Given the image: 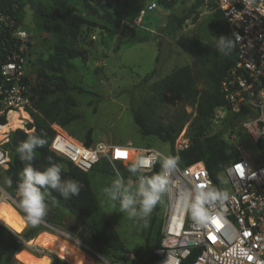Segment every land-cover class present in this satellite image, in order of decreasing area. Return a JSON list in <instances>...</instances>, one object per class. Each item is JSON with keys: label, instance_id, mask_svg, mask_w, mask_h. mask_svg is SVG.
I'll use <instances>...</instances> for the list:
<instances>
[{"label": "rangeland", "instance_id": "obj_1", "mask_svg": "<svg viewBox=\"0 0 264 264\" xmlns=\"http://www.w3.org/2000/svg\"><path fill=\"white\" fill-rule=\"evenodd\" d=\"M160 1L162 5L169 2L120 0L118 4L105 8L113 17H119L125 25L133 28L136 34L149 36L148 42L130 44V34L123 25L116 28L106 25L108 30H115L117 34L114 36L108 35L100 27L82 28L75 46L81 57L72 61V68L64 73L68 85L82 90L68 93L75 101L71 112L77 116L69 125V131L78 138L82 139L90 131L92 144H130L136 148L152 147L164 155L171 154L170 145L140 135L131 116V109H134L143 113L152 124L165 125L187 117L181 132L185 131L191 139L193 132L190 123L195 117V104L183 103L171 95L161 96L154 86L169 73L184 66L192 67L199 58L196 45H205L212 51L225 53H229L231 47L224 50L215 39L206 36L209 8L197 5L193 0H181L164 10ZM78 11L81 16H86L84 5L79 6ZM170 14L188 16L174 36L164 32ZM21 26L28 34L27 75L33 80L36 73L47 72L45 64L56 42L33 33L28 7H25ZM118 39L124 44L115 50ZM149 74V80H144ZM196 84L199 91L205 87L200 79L196 80ZM251 113L252 117L254 113ZM224 114L221 109L214 111L206 134H219L229 148L238 151L240 158L249 160L254 166L260 165L264 160V144L253 142L242 124L232 130L224 129ZM67 134L82 143L69 132ZM104 164L107 165L105 161H100L90 173V186L101 211L131 253L125 256V261L105 258L87 238L80 237L78 221L59 208L49 207L45 192L31 197L23 191H9L0 180V202L13 206L25 220V228L28 222L36 224L40 231L36 236L45 232L59 237L89 257L93 264H133L135 258L132 254L143 245L142 233L153 209L155 222L151 230V245L160 236L162 219L168 211L166 187L161 175L157 189L153 190L147 183L131 178L132 169L129 166L115 164L113 169L109 165V172H103L101 168ZM34 239L23 243V249L16 259L20 264H36L33 258L42 259L47 254L33 242Z\"/></svg>", "mask_w": 264, "mask_h": 264}, {"label": "trees", "instance_id": "obj_2", "mask_svg": "<svg viewBox=\"0 0 264 264\" xmlns=\"http://www.w3.org/2000/svg\"><path fill=\"white\" fill-rule=\"evenodd\" d=\"M119 2L120 0H0V65L20 46V41L14 33L16 29H22L25 7L31 11L33 33L54 39L56 42L45 64L47 72L36 73L33 80L28 75L24 79L34 110L32 119L35 131L31 137L21 130H16L10 135L9 141L5 144V148L10 152V162L6 170L0 171V180L9 191H23L31 197L45 192L49 207L59 208L74 217L79 223V236L87 238L105 258L116 262L125 261V256L131 253L101 211L91 189L89 175L97 165L92 171L84 173L51 152L49 146L54 135L50 128L51 124L59 125L78 138L69 131V125L77 116L71 112L75 101L68 93L82 90L68 85L64 73L72 68V61L81 57L75 46L82 28L100 27L106 30L108 35L114 36L117 34L115 30H108L106 25H113L115 28L123 25L130 34V44L150 41L149 36L136 34L133 28L123 23L122 19L113 17L105 10L106 7ZM176 2L172 0L162 5L160 1L159 4L164 10H168ZM195 3L201 5L197 1ZM81 5L85 6V17L79 14ZM209 6L206 36L215 39L224 50L230 46L231 51L215 52L205 45H196L199 58L193 66H184L169 73L154 87L161 96L171 95L183 103L195 104V117L190 123L193 132L190 145L188 149L178 154V162L182 166L202 162L218 189L220 172L240 157L238 151L229 148L219 134H206L213 113L216 109L224 110L223 128L227 130L242 124L252 113L248 108H242L237 113L231 112L220 91V82L233 65L236 53L222 12L216 9L214 4ZM100 10L102 13H99ZM93 19L99 20L100 23ZM187 19V15L182 17L168 15L164 32L169 36L176 35ZM123 44L124 42L118 39L115 50ZM25 54L28 67V50ZM149 78L150 74L145 76L144 80ZM197 79L205 84L202 91L197 88ZM55 95L57 97L52 99ZM131 116L142 137H153L170 146L174 144L184 124L187 123V117H184L165 125L152 124L143 113L134 109H131ZM4 122L5 119L0 117V123ZM78 139L82 140L86 147L92 145L90 131H87L82 139ZM259 141L264 144V134ZM260 165H264V160ZM103 166L102 171L109 172L108 163ZM129 168L132 169L131 178L144 176L148 179L147 184L153 190L157 189L158 167L150 174H139L135 167ZM216 192L218 193V190ZM154 222L153 209L148 225L142 233L143 245L132 254L135 258L133 264H155L157 256L154 250L160 247L161 233L151 245ZM39 232L36 224L28 222V227L17 237L7 226L0 223V264H20L16 259L23 249V243L34 239ZM43 251L47 254L42 259L33 258L36 264H69L52 253ZM49 255L53 256L51 262ZM192 259L193 257L182 264H190Z\"/></svg>", "mask_w": 264, "mask_h": 264}, {"label": "built area", "instance_id": "obj_3", "mask_svg": "<svg viewBox=\"0 0 264 264\" xmlns=\"http://www.w3.org/2000/svg\"><path fill=\"white\" fill-rule=\"evenodd\" d=\"M170 1V0H168ZM181 1V0H175ZM220 10L227 22L236 57L220 82V91L231 112L248 108L253 116L242 126L253 142L264 134V0H193ZM17 51L0 65V170L8 168L5 148L16 130L31 137L35 131L27 76L28 34L16 29ZM223 112L224 110L221 109ZM49 149L88 173L105 161L133 166L139 174L158 167L166 187L168 211L160 226L161 244L154 250L155 264H264V165L239 160L219 175L218 189L202 162L182 166L178 154L190 139L181 132L169 155L155 148L94 143L84 146L56 124ZM138 181L147 183L144 176ZM218 190V193L216 192ZM120 264V263H112Z\"/></svg>", "mask_w": 264, "mask_h": 264}, {"label": "bare ground", "instance_id": "obj_4", "mask_svg": "<svg viewBox=\"0 0 264 264\" xmlns=\"http://www.w3.org/2000/svg\"><path fill=\"white\" fill-rule=\"evenodd\" d=\"M0 223L17 233H21L26 226L25 220L8 202H0ZM33 242L69 264H93L89 257L71 243L51 234L43 232L36 236Z\"/></svg>", "mask_w": 264, "mask_h": 264}, {"label": "water", "instance_id": "obj_5", "mask_svg": "<svg viewBox=\"0 0 264 264\" xmlns=\"http://www.w3.org/2000/svg\"><path fill=\"white\" fill-rule=\"evenodd\" d=\"M10 229V228H9ZM11 230V229H10ZM12 231V230H11ZM17 237H19L20 235H21V233L23 232H21V233H17V232H14V231H12ZM51 260H52V258L50 257V262H51Z\"/></svg>", "mask_w": 264, "mask_h": 264}, {"label": "crops", "instance_id": "obj_6", "mask_svg": "<svg viewBox=\"0 0 264 264\" xmlns=\"http://www.w3.org/2000/svg\"><path fill=\"white\" fill-rule=\"evenodd\" d=\"M137 148H142V147L137 146Z\"/></svg>", "mask_w": 264, "mask_h": 264}]
</instances>
